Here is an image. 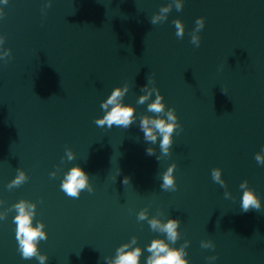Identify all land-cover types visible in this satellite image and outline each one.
<instances>
[{
    "label": "water",
    "instance_id": "95a60500",
    "mask_svg": "<svg viewBox=\"0 0 264 264\" xmlns=\"http://www.w3.org/2000/svg\"><path fill=\"white\" fill-rule=\"evenodd\" d=\"M47 2L0 3V51L11 49L7 62L0 59V264H40L18 251L12 206L21 199L36 204L33 224H45L47 239L38 245L45 264H108L133 236L146 264L147 246L166 234L139 221L141 210L181 221L171 246L189 241V264H264V165L255 160L264 151V0H183L181 11L173 6L155 25L151 17L171 0H51L44 9ZM200 17L197 47L190 41ZM149 79L182 127L167 156L162 137L152 144L139 128L143 115H155L147 111L155 93L137 104ZM125 83L133 124L97 126L102 101ZM174 163L177 188L163 190ZM76 165L93 191L72 198L60 185ZM213 168L227 188L213 181ZM18 170L28 179L9 189ZM245 180L258 211L241 208Z\"/></svg>",
    "mask_w": 264,
    "mask_h": 264
},
{
    "label": "clouds",
    "instance_id": "9594fccd",
    "mask_svg": "<svg viewBox=\"0 0 264 264\" xmlns=\"http://www.w3.org/2000/svg\"><path fill=\"white\" fill-rule=\"evenodd\" d=\"M0 3L7 4L8 0H0ZM173 6L177 11L183 9V0H171L166 6H162L157 14L151 17V24L163 23L167 20L168 14L171 12ZM51 7V0L44 5V9ZM5 13L0 10V18H3ZM176 28V36L179 39H183L185 34V25L180 19L173 21ZM195 28L191 33V43L199 47L201 38L199 32L204 28L205 20L203 17L197 18L195 21ZM6 37L0 36V46L5 43ZM11 56V49L0 51V59H7ZM148 84L153 85L149 88ZM148 84H145L141 91L142 95L139 96L137 104L143 105L150 100L155 93V99L147 103V111L154 113L155 115H143L140 118L139 128L143 133L144 139L147 142L155 144L158 137L159 147L161 153L165 156L169 154V148L173 143V133L178 129L182 131V127L178 122V117L174 108H166L164 103V97L160 93L159 89L154 86V80L149 79ZM129 91L128 84H124L122 87L117 86L107 97L102 101L101 109L104 111V115L95 119L94 123L99 127L107 126L109 129L115 126H122L123 128H129L134 122L135 108L131 104L123 103V98ZM223 91V90H222ZM224 92V91H223ZM68 161L75 158L71 148H67L65 151ZM146 154L149 156L154 155V149L149 147L146 149ZM159 159V157H157ZM255 160L258 164L264 165V151L256 153ZM176 169V164H172L168 167L167 171L163 174L162 184L160 187L163 190L175 191L177 188L176 180L173 172ZM222 170L220 168H213L211 176L214 182L218 183L224 188H227L226 182L221 176ZM51 176L55 177L56 173L52 172ZM28 177L23 170H18V174L15 179L11 180L8 188H14L22 185L26 182ZM130 178L125 176L123 179L124 184H128ZM62 191L67 196L72 198H79L83 190L92 192V185L89 184L88 174L79 165L73 166L65 175L60 185ZM240 188L243 189L241 208L244 212H248L250 209L260 210L261 201L256 193L248 188V181L245 180L240 184ZM225 197H228V191L224 193ZM3 203V201H0ZM12 208L16 210L14 217V223L16 224V240L18 242V251L20 252L24 260H31L33 257L37 258L40 264H45L48 257L45 254H41L38 248L39 242L47 239V233L44 231L45 224L43 222H37L33 224V219L36 215V204L29 203L26 200L21 199L15 203ZM6 214L0 213V220L5 219ZM139 221L147 220L153 231L166 234V239L155 238L147 246V252L150 253L146 259V264H189L186 259V249L189 245V241H185L179 248L172 247L176 241L180 238L181 221L175 218H169L166 222L153 217L149 219L147 210H141L137 214ZM168 241V242H166ZM170 242V243H169ZM137 243V238L133 236L128 243H123L116 249L115 257L108 259V264H140L143 249L139 246L133 247ZM202 248H214L215 245L211 241L201 242ZM217 257H209V260H215Z\"/></svg>",
    "mask_w": 264,
    "mask_h": 264
}]
</instances>
